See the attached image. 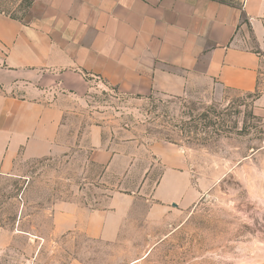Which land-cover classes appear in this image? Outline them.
<instances>
[{
  "label": "crops",
  "instance_id": "0c3cea01",
  "mask_svg": "<svg viewBox=\"0 0 264 264\" xmlns=\"http://www.w3.org/2000/svg\"><path fill=\"white\" fill-rule=\"evenodd\" d=\"M4 1L17 8L23 0ZM15 8L0 7L1 175L85 149L82 126L69 119L80 116L97 82L141 98L258 92L254 105L264 113V0H32L20 18ZM83 130L89 161L106 171L130 164L140 148L132 139L105 141L100 125ZM149 151L162 173L148 199L113 191L99 209L58 202L53 237L114 243L137 202L147 222L192 207L197 191L177 146L155 142ZM2 236L10 245L12 236Z\"/></svg>",
  "mask_w": 264,
  "mask_h": 264
},
{
  "label": "rangeland",
  "instance_id": "374dc122",
  "mask_svg": "<svg viewBox=\"0 0 264 264\" xmlns=\"http://www.w3.org/2000/svg\"><path fill=\"white\" fill-rule=\"evenodd\" d=\"M25 8L22 1L12 15L24 16ZM257 96L223 90L141 98L95 83L69 123L100 125L105 141L132 139L139 150L129 153L130 164L119 161L106 171L89 161L82 129L85 149L0 174V264H264V113L255 108ZM155 142L176 145L185 158L198 197L192 207L147 222L146 206L137 202L131 226L114 243L53 237L58 202L99 209L113 191L148 199L162 173L149 151ZM2 235L12 236L10 245Z\"/></svg>",
  "mask_w": 264,
  "mask_h": 264
},
{
  "label": "trees",
  "instance_id": "16d2710c",
  "mask_svg": "<svg viewBox=\"0 0 264 264\" xmlns=\"http://www.w3.org/2000/svg\"><path fill=\"white\" fill-rule=\"evenodd\" d=\"M23 2L26 4V7L30 6L32 0H23Z\"/></svg>",
  "mask_w": 264,
  "mask_h": 264
}]
</instances>
